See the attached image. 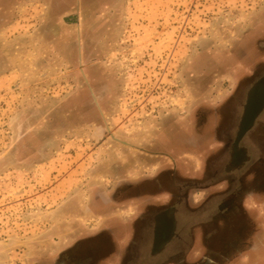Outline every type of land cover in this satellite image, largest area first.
Returning a JSON list of instances; mask_svg holds the SVG:
<instances>
[{"label": "rangeland", "instance_id": "rangeland-1", "mask_svg": "<svg viewBox=\"0 0 264 264\" xmlns=\"http://www.w3.org/2000/svg\"><path fill=\"white\" fill-rule=\"evenodd\" d=\"M260 13L264 0H0V264H264ZM172 147L202 172L158 180L142 220L117 227L139 208L119 202L121 173Z\"/></svg>", "mask_w": 264, "mask_h": 264}, {"label": "crops", "instance_id": "crops-1", "mask_svg": "<svg viewBox=\"0 0 264 264\" xmlns=\"http://www.w3.org/2000/svg\"><path fill=\"white\" fill-rule=\"evenodd\" d=\"M258 19H261L263 21L264 20V13H260V15L258 16V18L256 20H258ZM260 31H262V30H260ZM255 34H257V32ZM262 43L264 44V40H262ZM252 51L254 53H258L257 52V48L252 49ZM253 87L254 86L250 87V89L253 90ZM245 110L247 112V108ZM235 111H236V108H235L234 112ZM249 115L242 122L243 126L245 125V127H247L246 123H247V120L249 118ZM254 123L256 124V120L254 121ZM240 125H241V122H240ZM173 149H175V150L173 151ZM171 151H173L172 154H175L174 156H176V155L179 154V153L176 152V148H173L172 147ZM171 151L169 153H165V154L163 153L164 156L162 155V152H161V154L160 153H157L153 157V159H146V158H143L142 157L144 160L151 161V165L149 167L145 168V167L142 166V169H143L142 170V175H140L138 177V173L137 172H139V171H137V172L134 171V172H132L131 175H128V174H125L124 175L123 173H121L122 174V177H124L125 180H129V181L132 180V179H134V178H138V179L142 178V180H143V179L148 178V177H145V176H146V174L149 173V171H153L154 170L152 174H153V177L156 176V179H157V181L155 182L156 184L158 183V180H163V183L168 182V184H170V185L171 184L175 185V181L173 180V177L177 173L188 172L189 174H191L193 176H196L198 173L202 172L203 166L205 164L203 158L201 160H199V161L193 162V159H188V158H185L183 156H176L177 157V160H176L175 157L172 158L171 156H169V155H172L171 154ZM216 163H218V162H216L215 160L214 161H211L210 163H208L207 169L208 170L210 169L211 171H213V168H214V166H215ZM135 180H137V179H135ZM157 185H159L160 188H162L161 184L158 183ZM212 190L213 189H211V191ZM206 191H210V186L209 187L207 186L206 188H202V189L200 188L199 190H196L193 194L191 193L190 194V197L187 198L188 199V202H189L188 205H190V204H192V205L193 204L199 205L200 203H202L205 200L204 197H202L200 199H197V198L195 199V196H196V194H202V192L203 193H206ZM156 192L157 191H155V192L152 193V194H154V196H152V197H155V195H157ZM256 206H255V208H256Z\"/></svg>", "mask_w": 264, "mask_h": 264}, {"label": "flooded vegetation", "instance_id": "flooded-vegetation-1", "mask_svg": "<svg viewBox=\"0 0 264 264\" xmlns=\"http://www.w3.org/2000/svg\"><path fill=\"white\" fill-rule=\"evenodd\" d=\"M186 148H190V146H187ZM140 180H141V178L137 179L135 181H128L127 187H125V189L122 190L123 191V193L121 194L122 197L120 198V201H119L122 204L126 203L127 201L132 202V203L133 202L136 203V206L139 207V208H137V213L128 222H126L125 224L120 223L121 225H117V227L122 226V227L133 228L134 224L138 223L140 219L142 220L144 208L146 205H149L148 203H145V201H146V197H145L146 195L145 194H149V196H147V197L152 200L154 198V197H152V196H154V194H152V193L157 191L158 188H160V186L157 185L158 183L157 184L155 183L157 181L156 176H154V177L152 176V177L143 179L142 181H140ZM118 188L119 187H116L113 191H120ZM152 204H154V200H152ZM159 215L160 214H158V215L153 214V217H152L153 218V231L155 233V236L158 234L157 227L162 225L160 220L158 219ZM114 225H116V224H114ZM114 225H113V227H115ZM156 238H157V236H156Z\"/></svg>", "mask_w": 264, "mask_h": 264}]
</instances>
